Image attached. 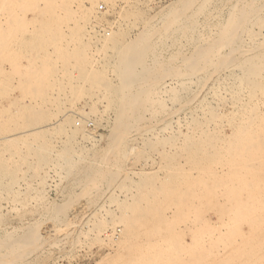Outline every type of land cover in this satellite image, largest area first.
I'll use <instances>...</instances> for the list:
<instances>
[{"label":"bare ground","instance_id":"bare-ground-1","mask_svg":"<svg viewBox=\"0 0 264 264\" xmlns=\"http://www.w3.org/2000/svg\"><path fill=\"white\" fill-rule=\"evenodd\" d=\"M97 1L100 0H84L86 7L76 6L79 9L76 19L72 8H68L73 0L70 5L68 0H0V96L10 100L7 108L0 109V139H8L5 144L0 141L4 150L13 151L9 153L22 158V162L28 163L26 158L34 156V160L47 164L46 158L48 153L51 155L53 146L49 149L51 146L46 141V133L58 127V133L71 135L75 133L71 127L67 130L71 119L79 118L84 124L86 118L93 117L97 126L109 129L106 147L97 151L99 166L86 167L82 163L86 168L81 171V166L74 183L82 186L88 196L91 192L98 194L102 185L107 188L119 185L118 189L123 191V199L120 196V200L107 202L113 206V211H110L114 214H109L106 203L109 215H93L96 214L94 211L91 213L93 216L88 214V220L86 218L91 229L89 233H103L107 229L121 234L118 240L114 238L116 242L110 239L111 234L106 238L114 241L119 251L129 248L127 252L130 251V255L127 254V259L123 257L124 252H117L116 256H122L114 260L127 259L123 260L124 264L263 262L264 0H228L226 13L222 15L221 10H216L213 22H209L207 17L208 7L215 0H200L195 8L193 5L197 0L174 1L163 9L159 17L156 16L159 27L150 23L152 19H143L139 10H129L128 18L142 23L129 41L126 40L127 36L129 38L126 31L129 26L123 23L125 18L110 28L111 37L101 35L95 40L92 36L94 27L90 32L86 30L85 25L89 23L91 26V20H99L91 10ZM23 4L28 13L37 11L38 15L31 21L36 19L37 24L35 22L33 27L37 25L39 36L31 34L29 40L21 38L25 32L22 30V17L27 13L20 12L22 16L14 13ZM10 7L13 8L11 12L14 14L9 13L15 30L9 28L10 32H7L2 20ZM200 15H205L203 24H198ZM179 35L183 38V46L163 57L161 48L169 39L173 38L175 42ZM12 43L15 49H9ZM23 52H27L32 61ZM22 59H25V66L21 64ZM2 62L10 63L9 71L3 68ZM21 67L25 70L21 71ZM13 93H18V96L12 97ZM219 102L231 104V109L221 110ZM167 103L171 104L168 108ZM78 104L88 107L89 111L82 114L76 108ZM97 105L102 106L101 112L96 109ZM107 112L112 114V118H106ZM155 120L161 123L159 128L153 124ZM144 134L145 138L146 134H151V137L141 139L144 151L138 148L142 151L137 152L134 158L142 159L145 151L159 154L161 161H156H159V166L161 162V172L156 174L159 172L156 165V173L155 170L150 174L131 173L134 180L130 183L126 179L128 176L120 175L123 160L128 157L127 152L125 157L126 144L132 136L143 137ZM18 135L27 138L14 140ZM93 138L95 136L90 137V141ZM30 144L38 150L33 151ZM63 152L61 154L64 155ZM61 154L59 158L62 159ZM77 157L75 159H80ZM67 158L62 160L67 162ZM83 162L87 163L84 159ZM3 166L4 161L0 159V179L9 175L8 168ZM13 173L9 177H14L16 173ZM109 198L114 199L113 195ZM90 203L92 205V201ZM64 204H68V200ZM51 210L52 218L50 215L46 217L50 216L52 224L59 223L64 209L54 206ZM206 212L218 216L216 224L206 219ZM242 226L246 227V232L241 230ZM47 229L45 224L35 222L24 227L19 234L1 233L0 264H30L33 253L39 252L45 244L62 242L56 239V231L47 232ZM81 230L79 232H83ZM184 234L190 237L189 243L183 240ZM218 243L220 252L214 254L212 247Z\"/></svg>","mask_w":264,"mask_h":264},{"label":"rangeland","instance_id":"rangeland-1","mask_svg":"<svg viewBox=\"0 0 264 264\" xmlns=\"http://www.w3.org/2000/svg\"><path fill=\"white\" fill-rule=\"evenodd\" d=\"M174 1L177 2L178 0H109L110 3L108 2V4L107 3H104V1H101L100 0V1H97L94 4V8L95 9L93 8V6L91 8L92 13H95L94 16L96 15V17H95L96 20L97 19H99V20H97L95 22H93L91 20V23H90L91 26H89V23H88V25H85V28H86L87 31L90 32L91 27L92 26L94 27V28L92 27L95 30V31L93 30L94 32L92 33V36L93 37L95 36L94 37L95 40L96 39L97 40L100 39L99 37L101 35L106 36V33H108V35L106 37H111L112 30L110 28H113V26H114L113 24H117L118 23V22L116 23V21H119L120 20L119 22H122V19L125 18V19H123V23L125 24V26L126 25L129 26V27L126 26V27H128L126 29V31H127L128 35H129V38L127 36L126 37L127 38L126 40L129 41L130 39H132L135 36V34L137 33L136 31H138L140 29V27L142 26L141 25L142 23L141 24H138L132 18L131 19L128 18V16H129L128 14H130L132 11L139 10L138 13L142 15L143 19L145 18L146 20H149V21L152 19V21H150V23L152 25H154L155 27H159V24L160 23H157L158 22V17H159L158 15L163 11V9L165 7H167L168 5L174 3ZM199 1L200 0L195 1L194 5H193V8H195L197 6L196 4H198V3H196V2H199ZM216 1L217 0L213 1V3L211 5H209V7H208L209 16L207 18H208V21L209 22H211V21L213 22V20L214 21L216 20V18H215L216 17V10H221L222 11V15H224V13H226V10H227L226 7H227V1L228 0H218L219 2L218 1L216 2ZM71 2H72V0L71 1L68 0V3L67 4L70 5ZM81 3H83V4H81ZM218 4L219 5L222 4V5L219 7ZM85 5H86V3H84V0H73V2L71 3L70 6H68V8L69 9L72 8L71 11H73V13H75L74 16H76L75 18L77 19V16H78L77 15L78 14V11L77 10H79V9L78 8L76 9V6L77 7L78 6L79 7H83ZM130 5L132 6V8H131ZM24 6L25 5L23 4L22 7L24 8ZM100 6L102 7V9L99 8ZM111 6H112V8H111ZM22 7H19L17 10H15L14 13H17L19 16L20 15L22 16V14H25L24 11L27 13V14H25L22 17V19H24L25 21L22 20L23 21L22 22L23 24L21 23V25H22V30H25V32H23L24 35H22L21 38L24 39V40H29L31 34L33 35V37H35V34H37L39 36V29H36L37 28V25H36L37 22L35 21L37 19L38 15L36 13L37 11L36 12H33V13L30 12L31 13L30 14V13H28V11H26V8L22 9ZM11 8L12 7H10L7 10L8 12H5L4 13V15H6V16L3 17L4 21L2 20L3 26L4 27L6 26L5 28H7V29H5V30H7V32H10V30L13 31V29L15 30L14 20L12 19V17H10V16H12L11 13L14 14L13 12H11V10L13 11V8L12 9ZM20 8H21V10L19 11ZM94 11H96V12H94ZM125 11H127V12L125 13ZM9 12H11V13H9ZM20 12H22V14H20ZM143 13L145 15H143ZM35 14H36V16H35ZM153 14H154V16H153ZM125 15H127V17ZM156 16H158V17L156 18ZM200 17H201V19H200ZM8 18H9V20H8ZM34 18H36V19L31 21V19H34ZM100 18H102V20ZM198 18H199V20H198ZM197 21H198V24L199 23L200 24H203L204 21H205V15H203V16L200 15L199 17H197ZM4 22H6L8 24V26ZM24 22L26 23V25L24 24ZM30 22H32V23H30ZM35 22H36V24H35L36 27L35 26L33 27V25H34ZM125 22H127V23H125ZM11 23H12V25H11L12 26V29H11V26H9ZM139 23H140V21H139ZM31 24H32V26H30ZM132 24H134L135 27ZM88 26H89V28H88ZM25 27H26L27 30L25 29ZM132 27L134 29L136 28L135 31H134V29ZM137 27H139V28H137ZM9 28H10V30H9ZM130 28L132 29V32H131V29ZM34 30H35V33H34ZM134 32H136V33H134ZM133 34H134V36H133ZM179 36L176 37L177 40L175 42H174V39L173 38L172 39H169L170 41L168 40L167 43H165L166 45H164L163 48H161L162 51L160 50V53H161V55L163 57L164 56L167 57V56H169V55L177 52L178 49L181 46H183V42H184L183 41V38H182V36H180V37ZM34 40H35V38H34ZM37 40H35V41H37ZM13 43H14V41H13ZM13 43L10 45L11 47L9 49H15ZM169 49H170V51H169ZM50 50L51 49H49V51ZM23 53L27 56L28 59H30V61H32L33 58H29L27 52H23ZM7 63L2 62L1 65H5V66H3V68L5 70H8L9 71L10 68H11V65H10V63H8V64ZM21 64H23L24 66L26 65L25 59L24 60L23 59L21 60ZM20 70L21 71H24L25 70V67H21ZM13 83H15V81H13ZM16 95L18 96V93H13L12 97L13 96H16ZM228 97L229 96H227V98ZM8 99L9 98L4 99V97L0 96V109H5V108L8 107L9 101H10V100L8 101ZM228 99L230 100V97ZM228 99H227V102H229ZM230 102H231V100H230ZM81 105L82 104H78L76 108L82 114L87 113L89 111L88 110V107L86 108V106H83V105L81 106ZM170 105H171L170 103H167V108L170 107ZM227 105L224 102H219L218 103V107L221 110H226L227 109V111H229L231 109L230 107L232 105L229 104V103H227ZM80 109H82V110H80ZM96 109L98 110V112H101L102 111V106L97 105L96 106ZM105 116H106V118H112V114L110 112H107L105 114ZM94 119L95 118H93V117H88V118L85 119L84 124H83V122H81L79 120V118H73V119H71L70 120V124L68 125L69 127L67 128V130H68L71 127V128H73V131H75V133H72L71 135H70V133H67V132L66 133L65 132L58 133L59 132V131H57L58 127L57 128L55 127L56 130L54 128L53 130L49 131L50 133H46V137L48 138V139H46V141L48 140L47 142L51 146V147H49V149L52 148V146H53V148L50 150L51 155H49V153H48V158L49 159L46 158V161L48 160L47 164H44V162H39L37 159H35V160H37V162H35L34 158H32L34 156H29V157H31V158L28 157L29 159L26 158V160H28V163H26L27 161L26 162H22L23 161V160H21L22 158H17V157H15V155H12L11 153H9V152H12L13 153V151L10 150L8 152V151H5L6 149L4 150V144L8 141V139H7V141H5V139L4 140L3 139L2 140L0 139V141L2 143L4 142V144H2L0 142V144H2V146H0V147H2V149L0 148V152H1L0 153V159H1L2 162L4 161V166L3 167H6L5 169L8 168V170H9V175L8 174H7L8 176L7 175H3V177L1 176V179H0V235H1V233H4L6 231L7 232H14V233L19 234L20 231L22 229H24V227H26L27 225H29L31 223L37 222V223L45 224L47 226V228H48L47 229V232L48 231L52 232V230L53 231H56L55 232L56 239L59 238V240L61 239L60 241H62V242H59L58 241L57 242L58 244L57 243H53V242H51L49 244L48 243L45 244L47 246L44 245L43 248L40 249L41 251L39 250V252L37 251V252L33 253V255L31 257V260H30L31 261L30 264H96V263L97 264H120V263L124 264L125 261H127V259L129 258V256L127 255V254L130 255V251L127 252V250H129V248L126 249V250H120V251L117 248H115L116 247V243L115 242L120 238V236H121L120 233L115 232V234H114V232L111 233V231L110 230H107V229L104 230L103 233L102 232L101 233L98 232L96 234L95 231H92V232L89 233V231L91 229H90L89 225L86 222L88 220V218H89L88 217V214H89V216H93V215H104V214H106V215L114 214V212H112L113 211V208H112L113 206L111 204H110L111 205L110 206L108 203L111 202V200H115V199L116 200L117 199L120 200L121 197L123 199L124 193H123V191H121L120 189H118L119 188V185H118V187L115 185L116 188H115V186H112L110 188H107L105 185H102V186L99 187V191H98L99 193L98 194L95 195V193L91 192L89 194V196L92 195V196H90V201H92V205H91V203L89 201V196L84 193L83 187L80 186V185H78V184H76V183H74V179L77 176L76 174H79V171H80L81 166H83L81 168V171L83 169H85L86 167L99 166L98 165L99 164L98 163V156L96 155L97 154V151L99 152V150L101 151V149H104L106 147L107 137L109 135V129L108 128H105L104 129L102 126H97V124H96V122H95ZM109 120L111 121V119H109ZM77 122H80V127L79 126H76V123ZM88 122H91L92 123V126H88ZM153 124L157 128H159L158 126H160L161 123H159V122L156 123V120H155L153 122ZM84 132H85V134H87V137H85L86 135L84 134ZM18 136H15L14 137V140H22V139L27 138V137H23V136H21L22 138H20V136L19 137ZM68 136H69V138H73V139H71V141H69L70 139L68 138ZM82 136L84 138H86V139H84ZM94 136H95V139L93 138V140L91 139V141H90V137H94ZM146 136H147L146 138H145V134L143 135V137L142 136H132L127 141V143H129L130 145L129 144H126V148L127 147L128 148L127 149L125 148V157H126V152L128 154L127 155L128 157L127 158H124V160H123V163L124 164L122 166V169L120 170V175H121V177L123 176L124 178L126 176H128L126 178L128 182H130L131 180L132 181L134 180V176H131L132 175L131 173H133V175L136 174L137 172L139 174H144L143 172H145V173H147V172L149 173L150 172L151 173L153 170H155V173L157 172L156 169L158 168L157 166H159V164H158L159 161H156V160H158V159L160 160L159 154L156 155L155 153H153V155H152L151 152H149V151L146 152L145 151V155H144L145 158H144V156L142 158L144 165L142 164V159H139L138 160V158H134V155L138 154L140 151H142L144 149L143 146H142L143 145L142 144L143 142H142L141 139H143V140L144 139H149L151 137V134H146ZM158 136H161L162 137L163 135H158ZM136 137H139V138L137 139ZM66 138H68L69 140L66 139ZM9 140H13V138H10ZM52 140H53V142H52ZM84 140H86V141H84ZM87 140L90 141V142H92V143L88 142ZM131 140H133V141H131ZM65 141H66V143L68 141L69 144H71V147L68 146V143L66 145ZM134 141H137V143H135ZM50 142H51V144H50ZM91 144H95V146L94 145H91ZM30 145L32 146L31 148H33V151L34 150H38V149H35V147H33V145L36 146L35 143L33 145L32 144H30ZM30 145H28V147ZM61 145H63L62 148L65 151L66 150H69V151H67L66 153L63 152L64 150L62 151ZM64 146L65 147L67 146L66 149H65ZM72 146H73V148H72ZM28 147L26 146L25 148L28 149ZM37 147L38 146H36V148ZM138 148H141V149L143 148V149L141 150V149H138ZM85 149H86V151H85ZM58 150L61 151V152H59ZM126 150H128V151H126ZM62 152L65 153L66 155L64 154L65 155L64 156L63 154H61ZM59 153L61 154V156L63 155L62 156V159H64V157L67 158L70 155V153L72 155V156L71 155L70 156L71 157H74V158H71L69 156L67 158L68 160L66 162V161L62 160L61 158H59V155H60ZM67 153L69 155H67ZM75 153H76V155L73 156V154H75ZM57 154H59V155H57ZM79 155L82 156L83 158L80 157ZM49 156H51V159H50ZM75 156L76 157L79 156L77 158H80V159H78V160L75 159ZM136 157H137V155H136ZM69 158H71L72 161L73 160L74 161L73 162L71 160L69 161ZM90 158L92 159V161L90 160ZM83 159L87 163L83 162ZM135 159L137 161H133ZM146 159L150 163L148 161H146ZM31 160H32V162H31ZM75 161H77V162L75 163ZM145 161H146V166H145V163H144ZM38 162L40 163L39 165H38ZM65 162H66V164H65ZM69 162H71L73 164H76V165H73V164L71 165V163H70V165L72 167L71 169L72 170L73 169H76L77 172H75L76 170H74V171L70 170V165L68 164ZM133 162L134 163H139V164L136 165ZM79 163L81 165H79ZM82 163L85 164L86 167H84L85 165H83ZM90 163H91V165H90ZM87 164H88V166H87ZM149 164L151 165V167H150ZM152 164H154V165H152ZM141 165H143V166H141ZM74 166H75V168H74ZM123 167H124V169H123ZM160 168H161V162H160V166L158 168V171H159ZM37 169H39V170H37ZM67 169H68V171H67ZM10 171L12 173L15 171L13 173V174L16 173L14 175V177H9L12 174V173L10 174ZM160 172L161 171H159L156 174H159ZM71 173H73V176H72ZM152 173H154V172H152ZM9 178L10 179L13 178L14 180L12 179L13 180L12 181ZM75 186H80V187H75ZM70 187L72 188V190H70L71 189ZM112 188H114V191H113ZM78 189H82V190H78ZM76 190H78V191H76ZM119 190H120V192L118 193ZM69 192L73 196L70 195ZM110 192H113L114 193V194L111 193V195H113V198L114 199H112V198L110 199L109 198V197H111ZM74 194H76L75 196H78V198H75ZM85 195H87V197H85ZM108 195H110V196H108ZM69 196H70V198H69ZM107 196H108V198H107ZM114 196H116V198ZM95 197L96 198L98 197V198L96 199ZM105 197L107 198V200H106ZM93 198H95V199H93ZM72 199H76L77 201L76 200L73 201ZM92 199L95 201V203L93 202ZM108 199H110V200L108 201ZM67 200H68V204H69L68 209H67V205L68 204H64V203H67ZM84 202H86V204ZM106 203L108 204L109 214H107L108 212L106 213V211H107V207H106L107 204ZM102 204H103V206H102ZM50 205H52V206H50ZM88 205H91V206H88ZM54 206L59 207L61 209H64V212L61 210L62 211L61 212L62 218L60 217V219H62V220H60V222H59L60 224L59 223L52 224V219L51 218H52V215L53 214L51 215V213H52L51 212L52 211L51 209ZM64 206H66V207L64 208ZM86 207L88 209H86ZM96 208H97V210H96ZM103 208H104V210H103ZM110 210H112V211H110ZM94 211H95L96 214H93ZM64 213H67V214H64ZM76 214L79 215V216H77ZM46 215H50L51 218H50V216H47L46 217ZM82 215H84V216L82 217ZM205 217H206V219L211 224H216L217 221H218V216L215 213H212V212L211 213L210 212H206ZM44 218H45V220H44ZM64 218L66 219L65 221L63 220ZM86 218H87V220H86ZM39 221H41V222H39ZM83 221L85 222V224H87L86 226L84 225ZM69 223L71 224V226H68ZM82 224H83V226H82ZM48 225H49V227H48ZM63 225H66L67 228L66 227L64 228ZM179 226H181V225H179ZM58 227H60V228H58ZM68 227H70V229ZM81 227H83L82 230H81ZM78 229H80L81 231L86 232L88 234H86V233L84 234L83 232H79L80 230L78 231ZM57 230H58V232H57ZM72 230H73V232H72ZM86 230H88V231H86ZM216 230L217 231H221L220 228H216ZM241 230L244 231V232L247 231V229H246L245 226H242ZM106 232H107V234H106ZM218 233H220V232H218ZM49 234H52V233H49ZM65 234L66 235L69 234V235L65 236ZM112 234H113V237H112ZM116 234H118V235H116ZM62 235H64L63 236V239L61 237ZM108 235L111 236V237L109 236L110 239L113 238V240H114V238H116L117 240H114L115 241L114 242V241H111L108 237H107L108 238V240H107L106 236H108ZM184 235L182 237L183 240L185 239L184 241L186 243H189L190 242V237L187 234H184ZM80 236H82V237H80ZM83 236H85V237H83ZM93 236H94V239H93ZM117 236H118V238H117ZM96 237H97V239H96ZM76 238H77V240H74ZM82 239H83V241H82ZM106 240H107V244H106ZM73 241H74V243H72ZM111 242H113V243H111ZM77 243H79V244L77 245ZM55 244H57L58 246L55 245ZM73 244H75V245H73ZM57 248H58L59 251L56 250ZM220 249H221V245L218 243L216 246H213L212 247V252L214 254H218L220 252ZM125 251H126V253H125ZM117 252H119L118 254H120V252H121V254L124 252L125 255L123 253V257L124 258H127V259H121L120 260V259L117 258V261L114 260V259H116V257L120 256V255H117L116 256ZM260 252L262 253V251H260ZM131 253H132V251H131ZM113 260L116 261V263H114ZM123 260H125V261H123ZM32 261H34V262H32ZM118 261H120V262H118ZM260 263L261 264H264V260H263V262L259 261V264Z\"/></svg>","mask_w":264,"mask_h":264},{"label":"built area","instance_id":"built-area-1","mask_svg":"<svg viewBox=\"0 0 264 264\" xmlns=\"http://www.w3.org/2000/svg\"><path fill=\"white\" fill-rule=\"evenodd\" d=\"M99 8L102 9L101 6ZM106 35H108V33H106ZM76 126H80V122H77L76 123ZM88 126H92V123L91 122H88Z\"/></svg>","mask_w":264,"mask_h":264}]
</instances>
